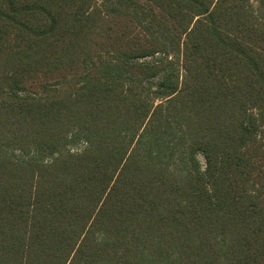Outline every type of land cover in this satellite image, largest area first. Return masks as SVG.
<instances>
[{
  "label": "trees",
  "instance_id": "trees-1",
  "mask_svg": "<svg viewBox=\"0 0 264 264\" xmlns=\"http://www.w3.org/2000/svg\"><path fill=\"white\" fill-rule=\"evenodd\" d=\"M249 3L0 0V264H264Z\"/></svg>",
  "mask_w": 264,
  "mask_h": 264
},
{
  "label": "rangeland",
  "instance_id": "rangeland-1",
  "mask_svg": "<svg viewBox=\"0 0 264 264\" xmlns=\"http://www.w3.org/2000/svg\"><path fill=\"white\" fill-rule=\"evenodd\" d=\"M97 5L103 10V11H108L112 7V0H97ZM259 8V3L258 0H250L248 9L250 13L253 15H257ZM149 61H152L154 59L148 58ZM177 69L179 71V74L182 76L183 75V69L180 67V63L177 64ZM81 147V144L79 145ZM201 162L203 163V158L200 157Z\"/></svg>",
  "mask_w": 264,
  "mask_h": 264
}]
</instances>
